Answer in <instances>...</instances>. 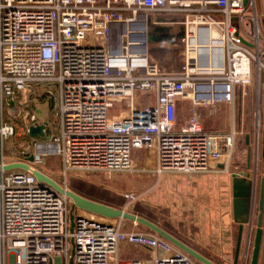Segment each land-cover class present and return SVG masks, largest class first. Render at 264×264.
Masks as SVG:
<instances>
[{"label": "built area", "instance_id": "obj_1", "mask_svg": "<svg viewBox=\"0 0 264 264\" xmlns=\"http://www.w3.org/2000/svg\"><path fill=\"white\" fill-rule=\"evenodd\" d=\"M158 13L183 17L173 20L184 27V63L174 73L149 58V16ZM263 78L256 0H0V264H121L122 243L150 249L149 259L127 264H196L153 231L73 211L70 197L33 170L44 172L55 151L65 180L72 172L228 171L238 133L209 131L196 113L179 125L178 100L234 106L239 89ZM47 102L57 129L37 115ZM18 121L26 136L11 157ZM42 124L45 137L32 138L30 127ZM135 149L147 151L150 167L135 165ZM27 154L30 170L4 169Z\"/></svg>", "mask_w": 264, "mask_h": 264}, {"label": "rangeland", "instance_id": "obj_2", "mask_svg": "<svg viewBox=\"0 0 264 264\" xmlns=\"http://www.w3.org/2000/svg\"><path fill=\"white\" fill-rule=\"evenodd\" d=\"M257 9L264 33V0H257ZM165 16L166 14L161 13L149 16L148 51L162 71H178L182 67L179 56L184 49L182 37L169 41L166 27L172 22H153L154 18L162 19ZM174 16L175 19H183L177 14ZM259 88L256 83H253L245 89H239L234 106L225 102L217 103L214 107L194 106L197 108L193 112L190 111L191 113H188L185 103L179 107L177 113L179 125L189 121L196 113L203 120V126L207 130L228 132L235 129L238 133L228 171L224 172L226 177L232 172L245 168L247 164L245 137L257 130L258 119L261 125L264 122V91L262 85L260 90ZM49 106V103L39 105L37 115L42 121L49 118L53 128L57 129V117L54 112H51ZM6 119L12 120L13 118L8 115ZM17 124V134L9 141L8 152L11 157L12 149L21 150L26 136L21 123L18 121ZM20 154L21 152L16 156L19 157ZM133 158L138 168L151 166L146 150L135 149ZM40 168L51 178L60 183L66 182L71 190H77L84 196L117 208H125L129 212L148 218L190 244L195 245L197 241L203 242L205 246H199L202 250L222 247V243H225L224 235L227 233H230V236L227 235L229 238L225 246L227 245L226 247L230 250L237 246V228L233 221V196L229 185L221 186L224 180H221L220 188L217 182L212 187H204L206 183L197 180V177L172 173L159 176L152 173L108 175L72 172L65 180L62 174V161L55 151L50 153ZM247 182L251 189L249 194H251L253 182L251 180ZM128 192L135 193L137 197L132 204H128L125 198ZM79 213L84 214L85 212L79 211ZM123 223L126 230L151 231L146 226L139 223L135 225L127 219ZM262 246H264V240ZM195 263L198 262L195 260Z\"/></svg>", "mask_w": 264, "mask_h": 264}, {"label": "crops", "instance_id": "obj_3", "mask_svg": "<svg viewBox=\"0 0 264 264\" xmlns=\"http://www.w3.org/2000/svg\"><path fill=\"white\" fill-rule=\"evenodd\" d=\"M178 16H181V15H178ZM174 17L175 16L166 15L165 18H162V20L172 22L169 25L167 24L168 26L166 27L167 28L166 31L168 34L167 39L169 41L177 40V38L180 39V37H183V34H184L183 25L173 22V20H178V19H175ZM178 21H181V19H179ZM153 38L155 39L154 36H153ZM169 44L175 45L176 43H169ZM182 45L184 47L183 43H182ZM148 54H149L150 60L154 63H157L153 59V57L149 51H148ZM179 54H180L179 56L181 58L182 65H183V63H184V49ZM164 72L174 73L177 71H164ZM261 85L263 86V91H264V78L262 79V82L260 84V88H261ZM260 88H259V90H260ZM184 103L187 106L188 113L193 112L195 110V108H197V107H194L195 105L192 103V101L190 99H180V100H178L177 113H178L180 105H182ZM189 117H190V115H189ZM258 124H260L259 119H258ZM263 131H264V122L262 125L260 124V127L258 130H256L254 133L252 132V134L249 135V137H250L249 144L247 143V139L245 137V139H246L245 140L246 141L245 154L247 155V164H246L244 169H239L236 172H232V174L230 176L227 175L228 177H226L224 172H222V171H214V172H210V173H201V174L190 175L194 178L197 177V180H200L203 183H206L204 185V187L205 186L206 187L207 186L212 187V185H214L215 182H217V185L219 183V188H220V183L222 182L221 180H224L223 185H221V186L226 187L229 185L231 192H232V196H233V177H234V175H240L241 177H246L248 180H251L253 182V189L256 191L255 192V199H254V208H253V223L251 224L249 222H246L243 224L244 225L243 226V236H242L241 248L239 250V255L237 254V249H238L240 223L235 221L234 210H233V221H234L236 228H237V240H236L237 246L232 250L227 248L226 247L227 245L225 246V244L228 242V238H229L227 235L229 234V236H230V233H227L224 235L225 243H222V245H223L222 247H220V248H208L207 251L199 248L200 245L205 246V244L203 242L197 241L198 243H196L195 245L190 244V243L186 242L185 240H183L182 238L171 233L174 236L178 237L180 240L184 241L185 243H187L188 245L193 247L195 250L200 252L202 255H204L205 257H207L211 261H213L215 264H250L251 263L252 251H253V246H254V239H255V234H256V230H257V220H258V216H259L260 185H261L262 178H264ZM216 132H223V131H216ZM225 178L227 179V183H226ZM205 190L207 191V188H205ZM232 207H233V201H232ZM131 222H133V221H131ZM263 222H264V218H263ZM149 257H150V249H148L146 247H140V246L130 245L127 243H122L120 246V249H119V258H120L121 264H127L130 261L135 260V259H149ZM195 260L198 262L197 264H204L201 261H198L197 259H195ZM259 264H264V246H262V249H261Z\"/></svg>", "mask_w": 264, "mask_h": 264}, {"label": "water", "instance_id": "obj_4", "mask_svg": "<svg viewBox=\"0 0 264 264\" xmlns=\"http://www.w3.org/2000/svg\"><path fill=\"white\" fill-rule=\"evenodd\" d=\"M246 3L247 0H244ZM247 45L252 46L251 44L245 42ZM29 134L32 138L45 137V124L39 126H31L29 129ZM247 143L249 144L250 137L246 136ZM263 153H264V131H263ZM34 155L27 154L23 162H14L6 165L5 170L13 169H24L30 170V163L34 162ZM222 167V166H221ZM33 173L37 177L38 181L41 183H47L59 190L62 193H66L73 202V211L78 208L90 213L97 214L102 217L110 219H127L130 221L137 222L142 224L152 230L153 232L159 234L163 238L167 239L193 258L201 261L204 264H215L213 261L202 255L200 252L195 250L193 247L180 240L178 237L174 236L155 222L135 214L133 212L126 211L121 208L111 206L109 204L85 197L84 195L68 189L65 190L55 179L51 178L49 175L45 174L41 170L34 169ZM249 181L246 177H241L240 175H234L233 177V210L235 221L240 223L239 239H238V249L237 254L239 255V250L241 248L242 236H243V224L246 222L253 223V208H254V199H255V190H252V193L249 194L250 188L248 186ZM263 213H264V178L261 180L260 185V199H259V216L257 220V230L254 239V246L252 251L251 263L250 264H259L260 253L263 243ZM74 214L72 213V220Z\"/></svg>", "mask_w": 264, "mask_h": 264}, {"label": "trees", "instance_id": "obj_5", "mask_svg": "<svg viewBox=\"0 0 264 264\" xmlns=\"http://www.w3.org/2000/svg\"><path fill=\"white\" fill-rule=\"evenodd\" d=\"M74 191H76L77 192V190H74ZM79 193V192H78ZM81 194V193H80ZM83 195V194H82ZM85 197H87V196H85ZM88 198H90V197H88ZM91 199H93V198H91ZM95 200V199H94ZM168 231V230H167ZM169 232V231H168ZM171 233V232H170Z\"/></svg>", "mask_w": 264, "mask_h": 264}, {"label": "flooded vegetation", "instance_id": "obj_6", "mask_svg": "<svg viewBox=\"0 0 264 264\" xmlns=\"http://www.w3.org/2000/svg\"><path fill=\"white\" fill-rule=\"evenodd\" d=\"M160 20H162V19H160ZM263 218H264V213H263Z\"/></svg>", "mask_w": 264, "mask_h": 264}]
</instances>
